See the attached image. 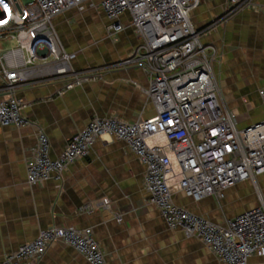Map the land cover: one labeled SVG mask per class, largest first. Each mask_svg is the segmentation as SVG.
Listing matches in <instances>:
<instances>
[{"label":"crops","instance_id":"obj_1","mask_svg":"<svg viewBox=\"0 0 264 264\" xmlns=\"http://www.w3.org/2000/svg\"><path fill=\"white\" fill-rule=\"evenodd\" d=\"M99 1L92 0L95 7L86 2L83 10L71 9L53 19L71 66L94 70L95 80L63 93L60 80L19 88L12 96L26 104L22 114L30 123L19 129L0 126V262L40 230L72 227L92 230L107 264H220L200 240L170 230L147 202L145 166L123 141L102 136L87 157L67 168L62 180L27 183L26 161L39 131L48 138L55 159L94 117L133 122L156 114L143 91L149 85L143 64L122 63L141 44L130 18L123 15L124 29L109 34L110 21L97 7ZM253 1L264 6V0ZM227 6V0H201L191 20L197 30L207 28L200 41L216 50L212 73L220 102L235 115L238 127L245 128L264 120L258 95L264 86V12L243 9L226 18ZM4 97L0 93V100ZM104 198L111 201L110 209L101 205ZM173 199L220 224L264 204V175L255 183L248 180L226 189L220 197L195 203L175 193ZM85 207L91 211L81 210ZM32 264L89 263L57 241ZM247 264H264V256H251Z\"/></svg>","mask_w":264,"mask_h":264},{"label":"built area","instance_id":"obj_2","mask_svg":"<svg viewBox=\"0 0 264 264\" xmlns=\"http://www.w3.org/2000/svg\"><path fill=\"white\" fill-rule=\"evenodd\" d=\"M92 0H0V126L23 128L26 104L14 98L22 87L60 80V93L95 80L94 70L76 71L64 50L53 19L71 9L83 10ZM201 0H100L97 7L110 21L108 33L124 29L123 15L141 40L124 64H143L149 85L143 89L156 114L143 120L123 121L116 116L94 117L72 136L62 152L50 157V143L39 131L26 161L30 186L50 179L62 180L64 172L87 157L102 136L123 141L145 166L144 188L167 227L196 238L220 264H247L251 256H264V204L217 224L175 203L183 193L195 203L220 197L226 189L264 175V120L239 128L235 115L220 102L212 73L213 46L200 37L191 13ZM226 18L243 9L264 12L253 0H227ZM264 108V86L258 90ZM162 138V139H161ZM163 140V141H162ZM101 205L110 209L111 201ZM81 210L91 209L88 207ZM117 222L121 217L116 215ZM61 242L89 264H107L90 228L50 227L7 255L0 264H32L48 246Z\"/></svg>","mask_w":264,"mask_h":264},{"label":"rangeland","instance_id":"obj_3","mask_svg":"<svg viewBox=\"0 0 264 264\" xmlns=\"http://www.w3.org/2000/svg\"><path fill=\"white\" fill-rule=\"evenodd\" d=\"M13 45H14L13 42L3 43V44L0 43V49H2V48H8V47L13 46Z\"/></svg>","mask_w":264,"mask_h":264}]
</instances>
